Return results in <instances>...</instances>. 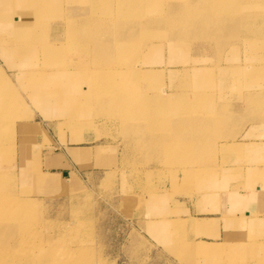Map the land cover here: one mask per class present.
<instances>
[{"label": "rangeland", "instance_id": "rangeland-1", "mask_svg": "<svg viewBox=\"0 0 264 264\" xmlns=\"http://www.w3.org/2000/svg\"><path fill=\"white\" fill-rule=\"evenodd\" d=\"M148 5L137 3L139 9ZM47 7L51 13L42 14ZM99 8L118 10L120 3L0 0V48H5L3 54L0 52V74L4 73L12 83L13 89L9 88L8 95L17 97L30 114V119L24 122L27 130L34 129L31 140L19 138L17 129L12 131L13 140L7 144L3 143L5 135L0 136V147H7L3 148L2 157L7 166L0 171L3 191L0 196L7 209L0 225L14 226L20 218H25V223L35 232L42 218H49L48 223L56 227L50 230L51 234L57 230L61 233L63 226L68 230L75 227L73 235L71 231L66 235L80 240L85 246L81 257L93 264H171L172 256L176 262L178 244L173 238L170 247V232L176 234L175 224L184 214L185 206L196 201L198 204L205 202L206 208L216 212L219 204L227 208V227L221 249L226 257L225 260L210 258L208 264H260L256 262L258 253L255 252L257 234L261 233L258 220L254 221L258 217H253V221L246 219L242 210L248 205L258 210L264 207V101L251 104L249 100L251 95H264V76L259 77V73L256 76L253 71L264 68V44L236 50L220 40L208 41L202 57L193 59L201 50V43L193 41L191 51L180 59L174 57L176 64H171L168 47L153 61L149 50H153L154 44L151 46L152 42L147 41L136 45L133 51L117 54L105 66L99 57L85 58L83 50L77 49L81 46L93 51L99 43L70 31L73 30L71 23ZM98 30L108 29L100 26ZM109 34L116 40L120 38V33L115 31ZM144 36L152 37L153 34L144 33ZM108 39L104 38L102 43ZM59 46V49H66L65 55L58 56L59 65H51L50 51L44 49L55 50ZM25 53L30 57L18 61L22 65L16 62L17 67L9 70L6 65L15 62L16 55ZM45 70L56 73L53 77L58 85L48 88L52 97L60 95V99H64L55 108L31 104L19 90L23 82L28 83L24 79L30 74L37 73L35 81L46 80ZM64 70L74 76L70 82L56 76ZM95 70L110 72L96 77ZM248 70H251L250 77L245 75ZM78 78L81 83H71ZM111 78L115 81L103 82ZM87 80L97 92H103L105 84L112 86L101 98L82 99L84 104L75 105L77 97L63 98L62 89L81 88L78 93H84L88 88ZM131 88L134 93L152 97L150 100L155 101L156 110L160 111L155 112L156 116L163 117L167 123L154 126V130L141 128L139 133L129 132L130 120L124 113L120 115V109L124 112L135 110L136 100L129 105L121 103V95L128 98L129 92L125 90ZM183 92L194 95V100L189 98L183 104L175 96ZM202 95L204 97L197 100ZM159 96L168 104L156 106ZM103 101L113 105L106 107ZM201 101L204 103L199 105ZM89 103L101 105V111L108 113L99 115L98 109L91 108ZM184 105L189 108L181 109ZM43 111L46 116L41 113ZM176 118L193 127L177 130L173 124ZM149 135L161 140L148 144ZM167 140L175 146V151L164 153L160 143ZM12 146L17 148V158L25 154L29 165V174H24L25 177L21 174L15 180L14 174L11 175L14 165L10 167L14 159L7 160L8 154L12 157ZM70 149L85 154L75 161L69 154ZM32 166H37L36 171H32ZM38 172L51 178H46L47 185L54 186L41 184V179L34 177ZM62 173L68 175L63 177ZM257 188H261L259 193ZM18 198L34 200V209L26 215V211L22 212L13 203ZM253 223L257 225L253 227ZM155 224L159 234L162 232L161 239L155 238ZM0 245L13 247L14 243ZM185 249L180 248L184 255ZM216 249L204 243L197 246L199 254ZM5 255L9 258L12 254ZM13 260L20 264V258ZM185 260V257L180 259L181 262Z\"/></svg>", "mask_w": 264, "mask_h": 264}, {"label": "bare ground", "instance_id": "bare-ground-1", "mask_svg": "<svg viewBox=\"0 0 264 264\" xmlns=\"http://www.w3.org/2000/svg\"><path fill=\"white\" fill-rule=\"evenodd\" d=\"M104 2L120 3V8L118 10L99 8L97 12H91L88 15H85V17L79 18L74 23H71L73 30L70 31L85 35L84 37L86 38H92L96 44L99 43V47L96 46L95 50L93 51L87 50L81 46H78L77 49L80 51L83 50L82 54L85 58L90 56L99 57L101 61L105 63V66L108 65L117 54L121 52L133 51V48L137 47L136 45L145 44L147 41L152 42L150 44L151 46L154 44L153 50H149L150 57L153 58V61H155L154 57L161 56L162 52L168 47L172 60V63L170 62L171 64H176V62L173 60L174 57L180 59V57L185 55L187 51H191V44L193 41H198V43H201L199 44L201 46V50H199L200 54H197V56L193 55V59L194 57L196 59L202 57L203 53L205 52V44L208 41L220 40L222 41L223 45L224 43H228L229 47H233L236 50L242 48V46L247 49H252L256 43L264 44V0H104ZM138 2L148 3L149 5L147 8L139 9L137 6ZM50 11L51 9L47 7L46 10L42 11V14H50ZM100 26L108 30L100 31L98 30ZM109 31L113 34L114 31L116 33H120V38L117 40L114 39V35H110ZM125 32V37L122 38L121 35ZM144 33L146 35L153 34V36H144ZM202 34L205 36H201ZM168 35H171L174 38L168 37ZM106 37H109V39L107 42L102 43V40ZM240 42H242V44H240ZM61 46L55 50L44 49L50 51L48 56L53 61L51 65H59L60 63H57V59L59 58L58 56L65 55L66 49H59ZM4 49L5 48H0L1 54H3L2 52ZM44 50H40V52H43ZM70 50L72 51V49ZM38 52H36V54H38ZM28 57H30L28 53L16 55L15 62L13 61L6 66L9 70H12L17 67V65H15L16 62L19 63V65H22L18 61H22ZM3 58L4 56H2V59ZM262 58L264 59V57ZM133 60L134 58L130 62ZM59 61H61V59H59ZM97 70L93 71V75L96 77H103L110 72L107 70ZM65 71L66 70L59 72L56 76L64 77L70 82L74 76L69 75ZM253 71L256 76L258 73L259 77L264 76V68L262 70L254 69ZM36 74L37 73H33L30 74L29 77L27 76V79L24 80H27L28 83L23 82L19 90L25 95L27 99L31 100V104H42L44 106L50 105L53 108L57 107L62 103V100L64 101V99L61 100L60 95H55L52 97L53 94L48 90L50 86L57 84L53 77V75L56 74L55 71L45 70L43 75L47 79H43L44 81H35ZM245 75L250 77L251 70L245 72ZM15 78L18 83V77ZM80 79L81 78H78L79 82H77L78 80L74 79V81L71 83L77 85L78 83H81ZM112 81L115 80L111 78L105 79L103 82L109 83ZM11 84L12 83L9 82L5 74L1 72L0 136L2 134L5 135V141L3 142L5 144L13 140L14 135L12 131H15L16 129L18 130L17 134L19 133L18 137L25 140H31L34 131V129L29 130V128L27 130V126L24 123L30 119L28 110H25L17 97L11 98L8 95L9 88L13 89ZM86 84L88 88H86L84 93H78L81 88H68L67 90H64L62 89L63 85L60 88L62 89L60 93H64L63 98H79L74 102L75 105H78L80 103L84 104V101L82 100L84 98L91 99L105 96L104 92H107L109 87L112 86V84H105L103 86V92H97L96 87H94V85L92 86L90 81L87 80ZM178 90L179 89H177V91ZM125 91L129 92V97L125 99V96L121 95L122 104L129 105L131 101L136 100V102L133 104L135 110H132L131 112H124L123 108L120 109V115L124 113L126 118L130 120V122L127 124V130L129 132L136 134L139 133L138 131L141 128L154 130V126L159 127L167 123V120H165L163 117L159 118L156 116L155 112L160 111L156 110L157 108L154 105L155 101L150 100L152 97H149L148 95L141 96L138 93H134L133 88L126 89ZM171 95L174 94L172 93ZM175 96H177L180 101L183 102V104L188 102L191 98L194 100L195 97L194 95L188 94L187 92H183L182 94ZM202 97L204 96H198L197 100ZM249 100L251 104H257L264 101V95L262 97L251 95ZM85 103L87 104L88 102L86 101ZM176 103H178V99H176ZM203 103L204 102L201 101L199 105ZM24 104L26 105V102ZM167 104L168 103L166 100L159 96L158 105L156 106ZM91 105V108L95 107V109H98L99 112L97 113L99 115L108 113V111H101V105L96 103H92ZM103 105L107 107L112 106L113 104L103 101ZM188 108V105H184L181 109L186 110ZM41 113L46 116V112L43 111ZM60 117L61 115L59 118ZM210 118L211 117H209V119ZM176 119L177 120H175V123L173 124L177 126V128L175 127L177 130L184 129L186 127H193L192 125H187L181 122L178 118ZM18 126L20 130L18 129ZM174 136L177 137V134ZM147 141L148 144H153L154 141H157L156 136L149 135ZM160 145L164 147V153H171L175 151V146L170 143V141L168 142V140L163 141V143H160ZM3 148L7 149V147H0V171L3 170L4 166L6 165L2 158ZM11 149L13 150L12 157L9 154L7 157V160L14 159V163L10 164V167L14 165L11 175L14 174V180L21 174H23L25 177L24 174H29V165L26 159L27 157H25V154H23V157L21 156L17 158V148L15 149L12 146L10 150ZM183 152H187V150H184ZM202 152L203 151H201V153ZM69 154L75 161H77V157H83L85 152L78 151V149H70ZM15 158H17L16 161ZM198 162H201V159H199ZM32 168V171H36L37 166H32ZM34 177L37 180L41 179V184H43L45 187L50 186L47 185L45 175H42L40 172L34 174ZM1 189L2 188L0 187V195L3 193ZM13 203L16 204L18 208H21L22 212L26 211L24 213L27 215L30 210L34 209L36 202L30 199L23 200L18 198ZM5 209L7 208H4L0 196V220L3 218L2 214ZM49 220V218H42V223L38 226L39 230L37 229L36 231L35 229V232H33L30 225L25 223V218H20L14 226H11V224L6 226L0 225V244L14 243L13 247L8 245H0V264H19L14 262L15 260H13V258H20V264H93L91 260H84V258L81 257L82 249L85 248V246L80 243V240H77L74 236L67 237L66 235L67 231H71L73 235L75 233V227L68 230L62 225L64 227V231L61 232L62 234L57 230L55 233H52L56 235H52L50 230L56 227H52V223H48ZM176 225L178 226V224ZM196 227L197 229H200L203 226L198 225ZM5 253H11L12 255H9L10 257L6 258ZM16 254L18 257H15Z\"/></svg>", "mask_w": 264, "mask_h": 264}, {"label": "crops", "instance_id": "crops-1", "mask_svg": "<svg viewBox=\"0 0 264 264\" xmlns=\"http://www.w3.org/2000/svg\"><path fill=\"white\" fill-rule=\"evenodd\" d=\"M63 174L64 173H62L63 177H66L68 175L67 173H66V176H64ZM45 178L51 179L47 176H45ZM52 180H55V179H52ZM260 189L261 188L257 190V193H259ZM240 196H242V194H240ZM206 207H207V204L205 202H202V203L200 202L198 204L197 201L194 202L193 204H189L185 206L184 214L182 215L180 220H178L179 222L178 221L176 222L178 226L175 224L176 234L175 232L171 231L170 232L171 236L169 235L170 236L169 242H171L170 247L173 246L172 244L173 238H175L174 240L175 243L178 244L177 251H175L177 252L176 260H175L176 262H174L175 258L172 256L171 260L173 261L171 262V264H208V262L211 263L210 258L216 259V257L218 259L222 257L225 260L226 254L224 252V254L222 255L221 249L223 248V245H224V237H225V232H226L225 228L227 227L225 223V213L227 211L226 210L227 208L226 206H221L217 204V211L215 212V210L213 209L210 210L209 208H206ZM246 207H249L250 209ZM243 208L244 209L242 211L245 213L244 216L246 219L254 220L255 216L258 217L254 220V221L258 220L257 221L259 222L258 227L260 229L259 232H261L260 234L256 233L257 236H259V238L256 241V251L255 252L258 253V259H256V262L257 263L261 262L260 264H264V207H262L263 209L261 210L256 209L254 205H251V206L248 205ZM246 209H249V210H246ZM155 223H158V220H155ZM198 225H202L203 227L200 229H197L196 226ZM254 225H257V224L253 223V227H255ZM232 226H235L234 223ZM156 228H157V225L155 224V230H154L155 238L157 239V237H160L161 239V237H163L162 232L161 234H159L158 229ZM167 242H164V243H167ZM200 243L207 244L209 245L210 248H213V249L217 247V249L216 251L211 252L212 255L211 253L199 254L197 252V246ZM181 247L186 248L185 255H184V251L183 253H181V250H180ZM170 250L171 252L175 253L174 249H170ZM251 253L252 254L254 253V249L251 250ZM182 257L186 258L185 262L180 261ZM205 260L207 263L205 262Z\"/></svg>", "mask_w": 264, "mask_h": 264}, {"label": "water", "instance_id": "water-1", "mask_svg": "<svg viewBox=\"0 0 264 264\" xmlns=\"http://www.w3.org/2000/svg\"><path fill=\"white\" fill-rule=\"evenodd\" d=\"M63 175L66 176V173H64Z\"/></svg>", "mask_w": 264, "mask_h": 264}]
</instances>
